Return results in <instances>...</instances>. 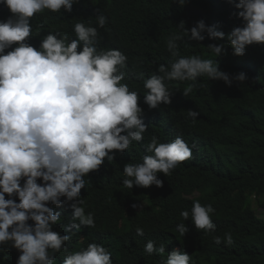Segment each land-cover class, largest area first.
<instances>
[{
	"label": "trees",
	"instance_id": "trees-1",
	"mask_svg": "<svg viewBox=\"0 0 264 264\" xmlns=\"http://www.w3.org/2000/svg\"><path fill=\"white\" fill-rule=\"evenodd\" d=\"M235 3L238 0H185L184 5L179 0H79L71 12L45 9L30 18L28 42L36 48L49 33H64L69 42L76 39L74 25L78 22L97 27V50L116 49L127 57L121 83L140 96V118L148 126L142 141H133L123 153L113 150V160L105 159L98 170L84 177L80 198L86 214L93 215V227L70 228L74 222L72 202L65 198H61V207L48 204L61 213L52 230L71 236L59 252L50 250L55 264H63L66 255L85 249L89 243L103 245L111 253L112 264H163L174 250L189 254V264H264V216L257 214L248 197L253 194L264 209V44L247 46L241 56L233 54L227 34L243 26ZM99 14L107 17L103 28L97 25ZM12 15L0 4V21ZM200 20L224 32L225 38L212 40L204 33V40H192L179 28L183 22L190 30ZM174 34L183 37L177 41V56L167 48ZM221 43L225 51L220 56L207 48ZM193 55L213 60L229 75L231 85L209 80L206 75L196 81L165 80L172 93L171 103L150 109L144 103L148 91L144 81L153 74L161 75L157 71L160 65L170 66L180 57ZM240 72L247 77L243 82L235 80ZM190 84L194 87L184 96ZM189 110L198 112L197 118L190 117ZM178 136L192 155L168 176L158 173L162 187L134 185L130 189L123 185L124 165L142 163L145 155H151L146 146L152 137L168 143ZM103 190L110 209L107 224L102 220L106 210L100 204ZM5 198L19 202L15 195L5 194ZM195 201L213 207L215 231L195 227L191 214ZM182 211L189 212L188 220L181 216ZM179 224L187 227L183 236L177 231ZM137 227L144 229L143 236L137 235ZM226 233L232 236L231 244L225 242ZM213 237H220L221 242L216 243ZM149 240L157 248L165 246L163 256L144 251ZM19 255L11 241L0 244V264H17Z\"/></svg>",
	"mask_w": 264,
	"mask_h": 264
},
{
	"label": "clouds",
	"instance_id": "clouds-1",
	"mask_svg": "<svg viewBox=\"0 0 264 264\" xmlns=\"http://www.w3.org/2000/svg\"><path fill=\"white\" fill-rule=\"evenodd\" d=\"M78 2L0 0L13 14L0 21V244L11 241L20 251L17 264H55L50 250L59 252L71 239L70 235L52 230L61 220V213L49 203L61 207L62 197L72 202L71 229L94 226L93 215L86 214L80 198L84 177L98 170L105 159L113 160V150L123 153L133 141H142L148 128L140 118V96L121 83L125 77L121 69L126 67L127 57L116 49L98 51L97 27L78 22L74 25L76 39L70 42L64 33L47 34L39 48L28 42L32 35L30 18L36 13L45 9L60 12L62 8L71 12ZM179 3L184 5L185 0ZM234 6L239 9L237 15L243 26L234 28L226 38L233 54L241 56L247 46L264 44V0H238ZM96 21L103 28L107 17L99 14ZM179 28L192 40H204V33L212 40L225 38L224 32L206 26L203 20L190 30L185 29L183 22ZM181 39L178 34L168 39L167 48L173 56L178 55L177 41ZM207 48L220 56L225 44H210ZM157 71L161 75L153 74L144 81L148 90L144 103L150 109L171 103L172 93L165 80L196 81L206 75L209 80H223L229 86L232 83L213 60L196 55L180 57L170 66L160 65ZM246 78L243 72L235 76L239 82ZM193 87L190 84L184 96ZM188 115L195 119L199 113L189 110ZM146 150L152 154L145 155L142 163L124 165L126 178L122 182L127 188L162 187L158 173L168 176L178 163L192 155L179 136L168 143L152 137ZM5 194L15 195L19 202L6 199ZM213 212L211 205L195 201L191 210L195 227L215 231ZM181 216L186 221L189 212L182 211ZM177 231L183 236L186 225L179 224ZM136 233L143 236L144 229L137 227ZM213 239L221 242L220 237ZM224 239L227 244L232 243L230 233ZM144 251L163 256L165 246L157 248L149 240ZM190 260L186 252L174 250L163 264H189ZM63 264H112V259L103 245L89 243L85 249L66 255Z\"/></svg>",
	"mask_w": 264,
	"mask_h": 264
},
{
	"label": "rangeland",
	"instance_id": "rangeland-1",
	"mask_svg": "<svg viewBox=\"0 0 264 264\" xmlns=\"http://www.w3.org/2000/svg\"><path fill=\"white\" fill-rule=\"evenodd\" d=\"M248 197L251 200L252 207L255 209L257 214L260 216H264V209L257 204L256 198L254 197V195L250 193ZM100 204L106 210V212L103 214L102 220L105 224H107L108 214L110 212V209L106 201V192L104 190L100 192Z\"/></svg>",
	"mask_w": 264,
	"mask_h": 264
}]
</instances>
